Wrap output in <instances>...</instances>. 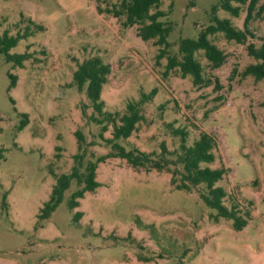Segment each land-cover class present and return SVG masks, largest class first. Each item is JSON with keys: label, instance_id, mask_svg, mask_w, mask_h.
Here are the masks:
<instances>
[{"label": "rangeland", "instance_id": "374dc122", "mask_svg": "<svg viewBox=\"0 0 264 264\" xmlns=\"http://www.w3.org/2000/svg\"><path fill=\"white\" fill-rule=\"evenodd\" d=\"M219 1L162 0L159 8L168 12L162 20L172 30L167 54L158 58L161 46L144 41L138 24L126 26V16L114 13L122 0H0V34L26 35L10 53L29 54L17 65L0 52V264H264V79L244 74L258 62L248 44H264V0H258L246 43L223 32L209 35L226 54L220 67H212L204 50L196 52L203 83L179 67L165 74L168 57L181 58V40L196 38L212 23ZM233 4L241 8L239 16L221 8L216 14L244 29L248 3ZM93 56L112 67L101 95L105 111L123 114L128 102L158 89L142 105L136 130L116 142L171 163L158 170L107 158L97 170L101 185L78 207L69 206L81 188L73 179L61 204L39 220L76 154L83 155V172L89 161L118 151L108 142L112 125L104 131L93 120L98 113L74 82L78 65ZM10 74L16 76L13 87ZM202 133L214 138L215 160L201 166L224 169L217 182L227 194L224 204L251 214L241 230L207 205L204 184L178 187L181 144L185 138L193 145Z\"/></svg>", "mask_w": 264, "mask_h": 264}, {"label": "trees", "instance_id": "16d2710c", "mask_svg": "<svg viewBox=\"0 0 264 264\" xmlns=\"http://www.w3.org/2000/svg\"><path fill=\"white\" fill-rule=\"evenodd\" d=\"M162 0H122L119 9H115L114 13L125 15L124 24L126 26L138 27V35L144 40H152L161 46V51L158 58L167 54V49L170 46L168 40L172 26L166 25L162 18L168 15V12L161 10L159 7ZM233 2L240 4L248 3V11L244 20V29L235 27L229 18H220L216 13L219 8L231 13L233 16L240 15V6L234 5ZM258 0H220L218 4L212 6V23L205 29L201 30L196 38H183L180 42L181 58L177 56H169L165 74L171 69L179 67L183 75L191 74L195 84L203 83V67L196 58V52L204 50L206 58L211 62L212 67H220L226 58V54L217 45L213 44L209 35L223 32L229 40H235L238 43H246L252 32L249 29V23L252 20L253 13L256 9ZM172 6V3L170 4ZM155 9L154 12L152 10ZM23 35H8L7 33L0 34V52L3 53L8 61H12L17 65H22L28 59V53H10V49L15 47ZM249 55L253 56L258 62L248 65L245 70V75H253L257 79H264V44L257 47L254 43H249L247 46ZM112 72V67L106 63L100 56H93L85 59L78 65L74 72V82L79 89L86 90V95L92 103L94 111L98 116H92L93 120L102 125V130L106 131L112 125V138L108 142H114L117 147V152H110L106 155L98 157L95 161H89L82 172L80 170L83 155L76 154V164L72 168L71 173H63L56 179V183L52 188L50 197L45 201L38 214L39 220L48 219L56 208L61 204L64 198L65 191L69 189L73 179H76L81 188L75 190L70 197L69 206L74 209L80 205V198L85 196L86 192L95 191L101 183L97 180V170L101 162H104L110 157H120L126 159L133 167H147L163 170L168 167L169 158L165 156L161 159H154L152 153L141 151L137 147L133 150H126L125 147L118 144L119 139H127L136 130L137 124L144 119L142 113V105L150 101L158 92L157 88H153L148 93H142L139 100L128 102L126 112H107L104 110V102L102 100V91L104 85L109 80V75ZM11 75V74H10ZM11 87L16 84V76L11 75ZM25 118L22 119L20 127L24 128L27 122L28 114H22ZM79 148H82V134L77 131ZM215 146L214 138L208 133H202L200 138L193 145H187L185 138L181 144L182 152L178 156V162L183 165L184 171L181 182L178 183L180 189H192L193 186L204 184L207 189V194L203 198L208 206L217 211V217H224L233 221V227L237 230L243 229L251 216L247 211L245 216L240 214L239 208L234 205L228 208L224 204L226 191L223 187L218 186L217 182L223 178L225 173L222 168L202 167L203 162L211 163L215 160V155L212 152ZM5 149L0 148V161L4 158ZM163 155L168 153L166 145L162 144ZM177 169L172 171V182L176 183L175 174ZM4 204H6V196H4ZM81 212H76L74 219L77 220Z\"/></svg>", "mask_w": 264, "mask_h": 264}]
</instances>
